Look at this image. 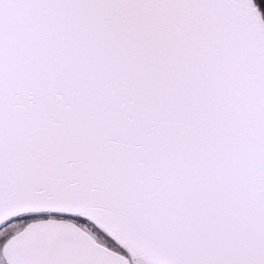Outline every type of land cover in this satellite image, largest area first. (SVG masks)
<instances>
[{"label":"snow or ice","instance_id":"snow-or-ice-1","mask_svg":"<svg viewBox=\"0 0 264 264\" xmlns=\"http://www.w3.org/2000/svg\"><path fill=\"white\" fill-rule=\"evenodd\" d=\"M0 264H264V0H0Z\"/></svg>","mask_w":264,"mask_h":264}]
</instances>
